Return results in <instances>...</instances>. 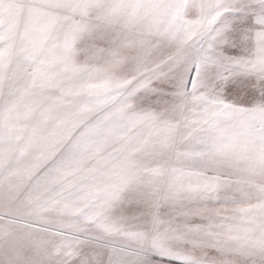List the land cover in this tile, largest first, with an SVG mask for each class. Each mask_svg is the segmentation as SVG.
<instances>
[{
  "label": "snow or ice",
  "instance_id": "snow-or-ice-1",
  "mask_svg": "<svg viewBox=\"0 0 264 264\" xmlns=\"http://www.w3.org/2000/svg\"><path fill=\"white\" fill-rule=\"evenodd\" d=\"M0 264H264V0H0Z\"/></svg>",
  "mask_w": 264,
  "mask_h": 264
}]
</instances>
